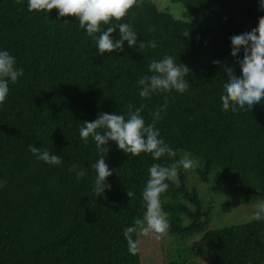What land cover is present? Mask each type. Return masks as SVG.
I'll use <instances>...</instances> for the list:
<instances>
[{
  "label": "trees",
  "instance_id": "trees-1",
  "mask_svg": "<svg viewBox=\"0 0 264 264\" xmlns=\"http://www.w3.org/2000/svg\"><path fill=\"white\" fill-rule=\"evenodd\" d=\"M166 1L183 6L181 19L154 0H137L120 21L101 26L132 24L137 46L125 42L123 52L101 56L76 17H59L56 9L29 12L27 0H0V49L14 55L25 73L0 105V264H142L140 248L129 253L123 230L143 218L142 190L154 163L174 166L192 158L201 182L215 178L242 204L264 203V104L232 113L222 110L220 99L225 69L241 73L231 38L258 27L264 6L260 0ZM112 35L118 39L119 29ZM153 41L156 48L149 46ZM166 55L189 68L188 91L141 98L137 80L152 74L153 59ZM165 103L157 127L176 157L133 156L109 141L103 155L114 170L111 188L96 197L90 165L101 153L91 137L81 139L83 122L144 105L142 115L152 123ZM33 144L62 156L63 163L37 161ZM73 164L86 176L78 179ZM169 184L161 202L170 233L202 234L211 264H264V220L209 230L213 207L189 187L187 171L177 168Z\"/></svg>",
  "mask_w": 264,
  "mask_h": 264
},
{
  "label": "clouds",
  "instance_id": "clouds-1",
  "mask_svg": "<svg viewBox=\"0 0 264 264\" xmlns=\"http://www.w3.org/2000/svg\"><path fill=\"white\" fill-rule=\"evenodd\" d=\"M136 3L137 0H27V7L29 12L51 13L56 9L59 17H76L79 27L86 30L87 35L94 40L99 54L103 56L105 53L123 52L125 42L131 48L137 46L138 34L132 24L118 23L106 29L101 27L110 25L112 20L120 21ZM260 3L264 6V0H260ZM117 29L119 38L114 39L112 34ZM188 36L189 33L186 34V37ZM231 45V55L238 57L241 73L237 74L231 67L225 69L228 78L224 81V91L220 99L223 111L237 113L242 109L251 110L254 105L264 104V16L259 18L258 27L235 34L231 38ZM144 46V42L139 43V47ZM149 46L156 48L157 44L153 41ZM241 48L243 55H239ZM214 63L219 65L220 61ZM148 70L151 75L137 80L139 96L143 99H149L155 93L175 91L185 94L190 87L189 80L186 79L189 68L183 63H178L172 55H166L160 60L153 59ZM24 74V69L17 66L16 57L8 50L0 49V105L10 93V84L17 83ZM143 108L144 105H141L133 110L129 105L127 113H101L96 120L85 121L80 127L81 139L87 143L91 137L101 153L97 161L90 165L95 170L93 193L96 197L102 196L106 189L111 188L108 178L113 175L114 170L110 169L103 155L109 152V147H105L109 145V141L116 142L120 150L133 156L148 153L155 161H160L165 156L169 159L176 157V151L165 142L157 127L161 112L167 109V103L155 111L152 123H146L142 115ZM29 150L37 161L50 166L63 163L62 156L44 147L38 148L33 144ZM181 167L190 169L193 167V161L184 157L176 160L174 166L154 163L148 168V179L142 190L145 206L143 218L135 219L131 226L123 230L130 254L135 255L139 251V240L134 238V234H167L170 224L163 210L161 196L169 189V181L177 176V168ZM70 171L74 172L78 179L87 174L76 164L72 165ZM4 183L0 180V188L4 187ZM128 196L132 200L134 193L128 191ZM253 219L264 220V203L259 204Z\"/></svg>",
  "mask_w": 264,
  "mask_h": 264
},
{
  "label": "rangeland",
  "instance_id": "rangeland-1",
  "mask_svg": "<svg viewBox=\"0 0 264 264\" xmlns=\"http://www.w3.org/2000/svg\"><path fill=\"white\" fill-rule=\"evenodd\" d=\"M161 10H168L178 19L182 16V5L164 0H154ZM189 158V157H188ZM193 167L187 169L188 185L197 189L206 207H213L209 230L243 225L254 221L253 216L260 202L244 205L228 186L220 185L215 178L211 183L201 182L196 168L199 163L194 159ZM177 179V176L174 180ZM185 217V224L189 220ZM139 248L142 264H211L202 234L182 236L172 234H139Z\"/></svg>",
  "mask_w": 264,
  "mask_h": 264
}]
</instances>
